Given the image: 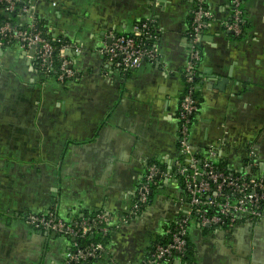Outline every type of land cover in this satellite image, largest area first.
<instances>
[{
	"label": "crops",
	"instance_id": "1",
	"mask_svg": "<svg viewBox=\"0 0 264 264\" xmlns=\"http://www.w3.org/2000/svg\"><path fill=\"white\" fill-rule=\"evenodd\" d=\"M23 26L43 22L64 39L77 72L66 85L47 81L18 44L0 48V264H63L74 240L27 222L55 212L64 221L112 219L104 251L86 264H140L150 244L185 213L174 180L164 182L137 216L128 215L149 164L179 160V105L189 57L194 0H23ZM212 14L200 37L199 111L190 127L202 154L264 181V0H243L241 38L224 29L229 0H205ZM149 21L157 60L122 73L100 52L109 33ZM236 37V36H235ZM194 264H264V221L228 230L191 227ZM168 264H184L173 260Z\"/></svg>",
	"mask_w": 264,
	"mask_h": 264
},
{
	"label": "built area",
	"instance_id": "2",
	"mask_svg": "<svg viewBox=\"0 0 264 264\" xmlns=\"http://www.w3.org/2000/svg\"><path fill=\"white\" fill-rule=\"evenodd\" d=\"M19 0H0L5 3V10L13 12ZM229 18L223 22L228 33L239 35L243 23V0H229ZM205 0H196L191 12L189 35V57L183 70L186 89L179 105L178 150L184 161H176L173 168L149 164L137 188L135 200L123 221L137 216L148 204L153 189L161 188L169 180H174L181 191L178 200L185 207V213L174 225L165 228L168 240L157 243L148 249L140 264H168L173 260L183 261L189 242L191 227L197 224L201 229L228 230L236 225H253L264 221V181L248 170L254 160L250 149L246 162L240 170L216 166L221 144L211 145L202 154L195 151L189 141L190 127L199 111V103L193 96L194 80L199 74L201 51L199 47L202 32L212 19L211 12L204 6ZM32 9L29 3H23L18 9L22 16ZM36 20L25 26H15L9 21L0 22V48L18 44L33 59L43 74L55 69L54 59L60 60L56 81L77 79V72L71 65L65 52L69 44H62L58 49L52 41L45 38L36 25ZM155 32L149 21L133 27L129 34H107L100 52L119 72L127 73L140 66L143 60L154 62L157 52L152 45ZM27 222L37 229L52 231L73 238L72 249L64 257L63 264H84L92 258L101 256L105 250L101 242H90L78 246L75 240L98 230L103 236L108 234L112 219L105 214L64 221L55 212L28 214ZM176 254L177 256H175ZM186 264V263H184Z\"/></svg>",
	"mask_w": 264,
	"mask_h": 264
},
{
	"label": "trees",
	"instance_id": "3",
	"mask_svg": "<svg viewBox=\"0 0 264 264\" xmlns=\"http://www.w3.org/2000/svg\"><path fill=\"white\" fill-rule=\"evenodd\" d=\"M24 1L23 0H19L16 5H15V10L13 12H8L5 10V7H6V4L5 3H0V22H4V21H9L12 25H15V26H20L18 23H19V19L22 15H20L18 13V9L23 5ZM196 4V0H194V5L193 7L195 6ZM204 6L206 7V4H204ZM26 24H24L23 26H25ZM36 25L38 27V29L42 32V34L45 36L46 39L52 41V43L57 47V49L62 45H67L68 42H66L64 39H58V38H51L49 35H47L46 31H45V28L43 26V22L41 21H37L36 22ZM245 28H246V24L243 23L241 24V33L239 35H234L232 33H230V35H232V38L233 39H238V38H241L244 34V31H245ZM236 36V37H235ZM60 64V60L59 59H54V65H55V69L53 71H51L50 73L48 74H43V77L45 79H47V81H55L57 82L58 84H61V85H66L68 84L69 82H71L73 80V78H70V79H65L62 83H59L58 81H56V76H57V73H58V66ZM197 84H198V79L197 77L195 78L194 80V84H193V96L194 98L196 99V89H197ZM187 86H185L186 88ZM197 100V99H196ZM197 102L199 103V101L197 100ZM179 160L180 161H184V157H179ZM159 165V164H157ZM161 167H164L162 165H159ZM216 166L220 169H227L228 170V166L227 164L224 162V161H218ZM158 189V188H157ZM156 188L152 190V194H150L149 196V201L151 199V196L153 195V193L157 190ZM148 205V204H147ZM146 208V207H145ZM144 208V209H145ZM143 209V210H144ZM142 210V211H143ZM141 211V212H142ZM140 212V213H141ZM139 213V214H140ZM91 217V216H90ZM172 226L174 225V222L170 223V224H167L166 228L168 226ZM115 227V226H114ZM114 227L112 226H109V231H108V234L103 236L98 230H94V232L92 234H88V235H85L84 237L82 238H79L77 240H75V242L77 243L78 246H85L87 245L88 243L90 242H101L103 245L107 242V240H109V235H110V232L114 229ZM213 228L209 227V228H203L204 231H209ZM168 240V236L164 233V238H160V239H157L155 241H153L150 246H149V249L152 248L155 244L157 243H165L166 241ZM147 254V253H146ZM175 256H177L176 254H174ZM194 248L193 246L191 245L190 242L187 243V246H186V251H185V256L182 258L183 262L186 263V264H194ZM91 262L95 260V258H92L90 259Z\"/></svg>",
	"mask_w": 264,
	"mask_h": 264
},
{
	"label": "water",
	"instance_id": "4",
	"mask_svg": "<svg viewBox=\"0 0 264 264\" xmlns=\"http://www.w3.org/2000/svg\"><path fill=\"white\" fill-rule=\"evenodd\" d=\"M203 33V32H202ZM151 194H152V192H151ZM47 232H49V231H47ZM50 235L51 236H55V233L54 232H52V231H50ZM71 240H74L73 238H71ZM180 262V261H179ZM84 264H86V263H84Z\"/></svg>",
	"mask_w": 264,
	"mask_h": 264
}]
</instances>
